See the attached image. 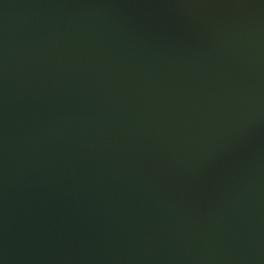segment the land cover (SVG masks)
<instances>
[{
  "label": "water",
  "instance_id": "1",
  "mask_svg": "<svg viewBox=\"0 0 264 264\" xmlns=\"http://www.w3.org/2000/svg\"><path fill=\"white\" fill-rule=\"evenodd\" d=\"M0 264H264V0H0Z\"/></svg>",
  "mask_w": 264,
  "mask_h": 264
}]
</instances>
